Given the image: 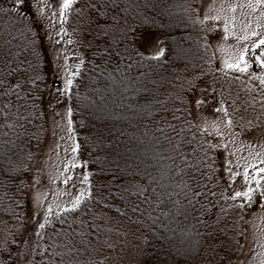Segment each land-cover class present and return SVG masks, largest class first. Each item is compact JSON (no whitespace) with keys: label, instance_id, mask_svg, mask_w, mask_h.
I'll list each match as a JSON object with an SVG mask.
<instances>
[{"label":"trees","instance_id":"16d2710c","mask_svg":"<svg viewBox=\"0 0 264 264\" xmlns=\"http://www.w3.org/2000/svg\"><path fill=\"white\" fill-rule=\"evenodd\" d=\"M197 3L73 0L67 8L77 59L64 92L87 183L75 208L47 218L40 251L26 264L229 263L240 245L234 198L218 148L190 109L193 89L205 88L195 82L216 71ZM19 32L0 31V264L28 256V191L41 176L44 108L61 91L39 66L37 33ZM149 33L160 35L163 55L140 48ZM240 84L217 89L243 98Z\"/></svg>","mask_w":264,"mask_h":264},{"label":"rangeland","instance_id":"374dc122","mask_svg":"<svg viewBox=\"0 0 264 264\" xmlns=\"http://www.w3.org/2000/svg\"><path fill=\"white\" fill-rule=\"evenodd\" d=\"M197 2L206 40L216 60V71L200 83L195 82L205 88L203 92L193 89L190 109L198 127L218 148L220 174L234 198L240 245L228 264H264V172H258L264 168V66L256 58L258 55L264 59V45H259L264 39V0ZM63 3L64 0H25L22 12L14 0H0V31L18 29L22 31L18 36L35 31L36 51L43 57L37 60L39 66L62 91L57 93L56 104L44 108L46 135L37 151L41 176L31 180L28 191L24 232L28 256L20 264H26L39 253L44 228L40 225L60 207L72 205L87 183L88 168L64 92L69 87L77 56L71 49L72 40L68 39L69 12ZM146 35L150 39L146 43L141 40L140 48L147 53H160L164 47L160 35ZM16 37L13 34L11 39ZM241 55L247 62L245 71L240 70L245 67L244 61L238 59ZM228 63H240V68H229ZM226 83L234 87L238 83L245 88L243 98L217 89V85L226 86ZM45 93L53 94V90L47 86ZM252 107L260 108V119L256 114L245 118ZM249 188L254 190L251 200L235 195Z\"/></svg>","mask_w":264,"mask_h":264},{"label":"snow or ice","instance_id":"6c2138e0","mask_svg":"<svg viewBox=\"0 0 264 264\" xmlns=\"http://www.w3.org/2000/svg\"><path fill=\"white\" fill-rule=\"evenodd\" d=\"M25 2V0H14V3L15 5H23ZM73 3V0H64V3H63V8L67 9L69 6H71V4ZM15 10V9H14ZM255 34V33H254ZM150 39L149 36L145 35V36H142L141 37V40L143 42H148ZM259 45H264V39H261L260 42H259ZM259 45H257V47H259ZM37 55H39V53H37ZM118 55V54H117ZM158 55H163V50L160 51V53ZM240 61H244V55H241L239 58H238ZM245 63V67L244 68H240V63H228L227 64V67L229 68H233V67H236V68H240L241 71H245L246 70V61H244ZM262 63H264V59H262ZM264 82V81H262ZM72 84V80L69 79L68 80V85H71ZM17 87H19V85H17ZM199 103V102H198ZM229 124H231V121H229ZM166 140L170 139L169 137H165ZM174 148L175 147H178V146H173ZM253 167H255V165H253ZM182 171V170H181ZM258 172H264V168H260L258 170ZM65 183H67V181H65ZM146 189H144L143 187H140L139 188V191L143 192L145 191ZM254 190L252 188H249L247 192H236L235 195L237 197H240V196H246L248 197L249 200H251V193L253 192ZM264 194V193H262ZM80 203V200L79 198H77V200L75 201V203L73 204V208H75L78 204ZM135 210V209H134ZM49 212H51V208L48 209ZM41 228L44 227L43 224L40 225Z\"/></svg>","mask_w":264,"mask_h":264},{"label":"water","instance_id":"95a60500","mask_svg":"<svg viewBox=\"0 0 264 264\" xmlns=\"http://www.w3.org/2000/svg\"><path fill=\"white\" fill-rule=\"evenodd\" d=\"M256 58L258 59V62H259L262 66H264V63H262V58H261L260 56H258V55H257Z\"/></svg>","mask_w":264,"mask_h":264}]
</instances>
